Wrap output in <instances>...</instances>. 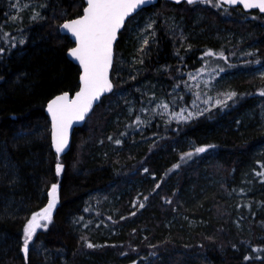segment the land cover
Wrapping results in <instances>:
<instances>
[{
	"label": "trees",
	"instance_id": "1",
	"mask_svg": "<svg viewBox=\"0 0 264 264\" xmlns=\"http://www.w3.org/2000/svg\"><path fill=\"white\" fill-rule=\"evenodd\" d=\"M7 1L0 0V264H264V189L258 201H238L264 187V132L249 117L264 100V77L251 73L264 66V14L215 1L159 0L139 11L115 44L114 90L58 156L45 107L73 94L80 75L59 27L85 3L17 0L33 8L28 14ZM148 18L149 36L137 46L131 35ZM213 65L231 75L215 83L221 99L177 121L194 101L193 73ZM53 184L51 222L25 253L24 228L47 206Z\"/></svg>",
	"mask_w": 264,
	"mask_h": 264
},
{
	"label": "snow or ice",
	"instance_id": "2",
	"mask_svg": "<svg viewBox=\"0 0 264 264\" xmlns=\"http://www.w3.org/2000/svg\"><path fill=\"white\" fill-rule=\"evenodd\" d=\"M150 2L151 0H87L83 16L62 26L75 38L76 47L70 50V55L79 61L83 74L80 77L81 88L76 94V99L69 101L65 94L58 96L48 105V111L52 117V140L58 156L68 144V128L72 121L83 120L92 107V102L98 100L101 93L112 89L107 73L112 63V43L116 39L117 30L126 17ZM176 2L179 3L180 0ZM221 2L235 5L238 0H215L213 6L219 7ZM239 2H242L245 8H259L264 12V0H239ZM187 3L189 5L196 3L212 5L213 0H187ZM206 55H212V53L209 52ZM235 95L234 92L229 93L227 99L231 100ZM217 103H226V101H217ZM116 143L120 141L117 140ZM208 147L214 146L209 145ZM205 151V147L195 149L196 153ZM192 155V153L186 154L188 157ZM61 170L62 165L57 164V175L61 173ZM48 195L50 199L47 206L33 214L24 228L25 253L37 229L47 228V223L41 225V221L51 222L52 212L57 204V184L52 185ZM88 247H93V245L88 244Z\"/></svg>",
	"mask_w": 264,
	"mask_h": 264
},
{
	"label": "rangeland",
	"instance_id": "3",
	"mask_svg": "<svg viewBox=\"0 0 264 264\" xmlns=\"http://www.w3.org/2000/svg\"><path fill=\"white\" fill-rule=\"evenodd\" d=\"M8 6L13 10L14 13H19L22 11L27 12L28 14H31L34 10L33 8L27 6V5H21L17 2V0H10L7 1ZM17 3V5H15ZM18 7V9H14ZM151 30V19L148 18L146 22L142 26H136L134 35H131L133 37H136V45H142L149 36ZM133 32V31H132ZM238 73H242V70L238 71ZM253 74H258L261 77H264V66L255 68L253 71H251ZM231 75H220L218 72V66L213 65L209 68H202L200 70H197L193 73L192 79H191V86L194 88L193 90V97L194 101L193 103L187 107L186 111L180 112L175 114V119L177 121H187L197 115L200 111L207 110L211 105V98L212 96L217 97L218 99H221V96L217 93L215 90V83L216 81L222 77V79L230 77ZM258 106L257 108H252L249 112H252L249 114L250 119L252 120V123L254 122L255 127L257 130L264 132V100H256L254 103ZM261 154L260 151H256L255 156H259ZM264 187H260L259 189H254L252 191V194L250 193L248 195H245L241 197L238 201H246L247 200H255L258 201L257 198H259L260 195L258 193L263 190ZM243 199V200H242ZM226 200V199H225ZM32 218V217H31ZM187 220L188 218L185 217ZM31 220V219H30ZM44 223H48L46 221H41V225ZM193 223V222H191ZM44 229V227H40L37 229V231ZM36 231V232H37ZM36 234V233H35Z\"/></svg>",
	"mask_w": 264,
	"mask_h": 264
},
{
	"label": "water",
	"instance_id": "4",
	"mask_svg": "<svg viewBox=\"0 0 264 264\" xmlns=\"http://www.w3.org/2000/svg\"><path fill=\"white\" fill-rule=\"evenodd\" d=\"M158 1H159V0H151L150 3L145 4V5H142L140 8H138V9L135 10L133 13H131L130 16L126 17L124 23H123V24L121 25V27L117 30V32H116V39H115V40L113 41V43H112V63H111V66L108 68V73H107V75H108V80H109V82L112 84V89H111L110 91H106V92L101 93L99 99H98V100H94V101L92 102V107H91V108L89 109V111L85 114V117H84L83 120H73V121H72L71 125H70L69 128H68V144H67L65 150H64L62 153H60L59 155H61V154H65V153L68 152V150H69V148H70V145H71V140H72V135H73L74 130L77 129V128L82 127V126L84 125L85 121L87 120L88 116H89V115L92 113V111L94 110V108L97 107V106L101 103L102 98H103V97H106L107 95H109V94L114 90V84H113V82H112V80H111V71H112V67H113V63H114V50H115V44H116V42H117V40H118V38H119V33L122 32V30L124 29L126 22H127L131 17H133L134 15H136L139 11H141L142 9H146V8H149V7L153 6V5H156V4L158 3ZM167 1H169V2H171V3H174V4H181V3H183V2H186V3H187V0H180L179 3H177L176 0H167ZM213 1H215V0H213ZM84 3H85V7H86V6H87V0H84ZM221 3L224 4V5L227 6V7H230V8L241 7V8L243 9L244 12L258 11L260 14H264V12H262L259 8H245L244 5H243V3H242V2H239V0H238V2H237L235 5H229V4H226V3H223V2H221ZM187 4H188V3H187ZM196 4H197V3H196ZM83 14H84V10H83V13H82L81 16H83ZM81 16L76 17V18L71 19V20H68V21H65V22H63V23L60 25V27H59V32H60V34L63 35V36H67V37H69V39L71 40V42L74 44L73 47L70 48V49L68 50V52H67V58H68L71 62H73L76 66H78L79 71H80V75H79V87H78V89H77L73 94H70V93H67V92H66V93H62V94H59V95L53 97L52 99H50V100L47 102V104H46V107H45V114H46V116L48 117L49 122H50V141H51V146H52L53 151H55V147H54V145H53V140H52V117H51V114H50L49 111H48V105H49V103H50L51 101H53L54 99H56L58 96H63V95H65V94H67L69 101L76 99V94L80 91V88H81V80H80V77H81V75L83 74V68H82V66L80 65L79 61L76 60L74 57H72V56L70 55V50L73 49L74 47H76L75 38H74V37L72 36V34H71L70 32H68L66 29H63L62 26H63L65 23H69V22H71L72 20L79 19ZM55 152H56V151H55ZM57 189H58V185H57ZM49 199H50V197H49Z\"/></svg>",
	"mask_w": 264,
	"mask_h": 264
}]
</instances>
